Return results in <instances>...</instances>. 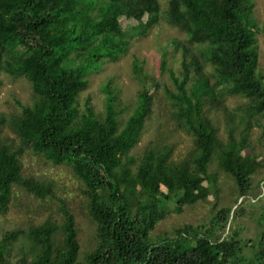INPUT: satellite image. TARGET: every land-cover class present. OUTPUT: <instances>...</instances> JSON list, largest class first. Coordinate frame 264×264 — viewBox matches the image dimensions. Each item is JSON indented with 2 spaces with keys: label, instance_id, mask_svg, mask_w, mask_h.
Here are the masks:
<instances>
[{
  "label": "trees",
  "instance_id": "16d2710c",
  "mask_svg": "<svg viewBox=\"0 0 264 264\" xmlns=\"http://www.w3.org/2000/svg\"><path fill=\"white\" fill-rule=\"evenodd\" d=\"M161 1L0 0V74L29 84L17 109H0V216L17 189L58 203L57 212L24 226L0 220V264H264L257 44L264 24L254 17L256 0H164L163 8ZM122 17L136 25L123 29ZM160 19L182 34L169 39L181 58L178 71L169 69L172 85L143 72L135 58L139 88L130 105L112 79L101 89L102 110L90 95L79 103L91 74ZM165 57L166 50L163 66ZM154 91L161 117L152 138L133 151L154 113ZM229 96L238 100L231 105ZM31 154L66 166L78 181L94 231L88 249L56 182L24 174L22 158ZM220 171L230 180L223 202ZM209 195L203 223L150 235L169 211ZM246 217L254 235L245 237Z\"/></svg>",
  "mask_w": 264,
  "mask_h": 264
},
{
  "label": "rangeland",
  "instance_id": "374dc122",
  "mask_svg": "<svg viewBox=\"0 0 264 264\" xmlns=\"http://www.w3.org/2000/svg\"><path fill=\"white\" fill-rule=\"evenodd\" d=\"M162 8L165 7V1H161ZM254 17L259 26L264 24V0H256L254 6ZM123 29H129L136 25L133 19L124 17L119 19ZM174 36H182L181 32L161 19L156 25L150 26L146 33L132 39L128 50H125L115 61H106L101 64L97 71L92 73L88 85L80 94L79 103H82L86 95H90V102L96 110L100 111L103 108L104 94L102 87L106 80L112 79L111 86L115 90L118 89V98L122 103L131 104L136 97L139 84L133 74V60H139V67L142 71L149 75L159 76L168 85H172L169 78V69L178 71L180 69V53H174L169 39ZM258 44V60L259 66L264 69V34H257ZM166 50V65L160 63V57ZM0 109L14 111L17 109L16 100L24 101L27 99L29 84L22 78L6 77L0 74ZM147 83V86H150ZM238 100L237 97L229 96L228 103L233 104ZM154 113L146 123V127L142 133L141 139L133 151H138L148 140L152 138L154 126L157 120L161 117L162 97L158 91H154L153 97ZM256 133V132H255ZM256 136L252 135V141ZM184 142H180L179 146H184ZM23 172L25 175H45L53 179L57 184V195L63 199L68 209L72 211L75 217L76 226L78 229V240L82 249H88L91 245L92 225L89 217L85 212L84 198L78 189L79 183L71 174L69 169L62 164H52L49 161L42 159L37 154H31L22 158ZM218 187L220 189L219 202H223L230 197V180L221 173L218 174ZM214 197L209 195L206 201L197 202L193 205H184L178 213L169 211L165 218L150 232V235L157 236L162 232H168L173 227L183 223L200 224L203 223L210 212V203ZM58 203L50 201L46 198L40 200L33 196H26L24 192L18 189L14 192L8 210L0 216V220H6L5 226H13L18 223L24 226L28 220L40 221L51 215V211L57 212ZM59 216L60 213H58ZM246 229H243L242 235H254L251 229L253 224L249 218L244 220ZM249 231V232H248Z\"/></svg>",
  "mask_w": 264,
  "mask_h": 264
}]
</instances>
